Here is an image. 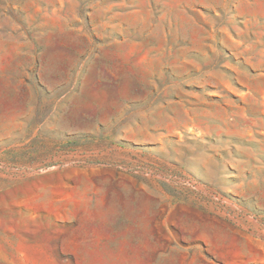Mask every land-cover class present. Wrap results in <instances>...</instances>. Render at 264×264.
Segmentation results:
<instances>
[{"label": "rangeland", "instance_id": "1", "mask_svg": "<svg viewBox=\"0 0 264 264\" xmlns=\"http://www.w3.org/2000/svg\"><path fill=\"white\" fill-rule=\"evenodd\" d=\"M0 264H264V0H0Z\"/></svg>", "mask_w": 264, "mask_h": 264}]
</instances>
